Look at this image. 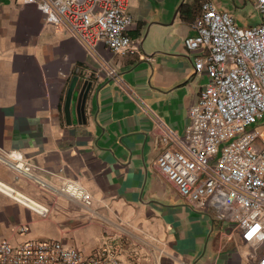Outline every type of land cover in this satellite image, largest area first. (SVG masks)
I'll return each instance as SVG.
<instances>
[{
    "label": "crops",
    "instance_id": "crops-1",
    "mask_svg": "<svg viewBox=\"0 0 264 264\" xmlns=\"http://www.w3.org/2000/svg\"><path fill=\"white\" fill-rule=\"evenodd\" d=\"M202 1L129 0L137 51L113 53L87 50L35 5L0 0V182L47 209L0 191V240H57L85 255L113 247L121 264L251 261L233 224L187 204L156 169L162 127L182 135L207 82L183 44ZM208 1L238 25L259 22L253 0ZM65 181L91 204L62 192Z\"/></svg>",
    "mask_w": 264,
    "mask_h": 264
},
{
    "label": "built area",
    "instance_id": "built-area-1",
    "mask_svg": "<svg viewBox=\"0 0 264 264\" xmlns=\"http://www.w3.org/2000/svg\"><path fill=\"white\" fill-rule=\"evenodd\" d=\"M260 14L254 25H238L208 0L191 22L193 35L183 40L194 55V69L207 82L189 108L182 135L162 127L164 148L157 171L189 205L234 225L248 264H264V0H253ZM35 5L47 22L65 28L89 51L102 42L113 53H135L127 34L133 22L129 0H23ZM107 74L121 78L107 65ZM158 124L161 125L160 122ZM19 172L30 166L16 152L8 154ZM61 191L89 206L90 194L65 181ZM46 215L47 209L36 210ZM23 231V228L20 229ZM0 264H121L116 249L90 255L57 240H0Z\"/></svg>",
    "mask_w": 264,
    "mask_h": 264
},
{
    "label": "bare ground",
    "instance_id": "bare-ground-1",
    "mask_svg": "<svg viewBox=\"0 0 264 264\" xmlns=\"http://www.w3.org/2000/svg\"><path fill=\"white\" fill-rule=\"evenodd\" d=\"M0 191H2L3 193L7 194L8 196L26 204L29 205L31 208L33 209H38L39 207L33 203V201H31L30 199L26 198L25 196H23L22 194H20L18 191H16L15 189L9 187L8 185L0 182Z\"/></svg>",
    "mask_w": 264,
    "mask_h": 264
},
{
    "label": "water",
    "instance_id": "water-1",
    "mask_svg": "<svg viewBox=\"0 0 264 264\" xmlns=\"http://www.w3.org/2000/svg\"><path fill=\"white\" fill-rule=\"evenodd\" d=\"M88 89H89V84L88 83H84V85L82 86V89H81V93H80V97H81V106L83 104V100L88 92Z\"/></svg>",
    "mask_w": 264,
    "mask_h": 264
}]
</instances>
